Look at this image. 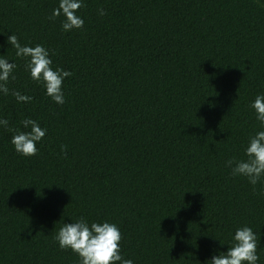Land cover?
<instances>
[{
    "label": "trees",
    "instance_id": "1",
    "mask_svg": "<svg viewBox=\"0 0 264 264\" xmlns=\"http://www.w3.org/2000/svg\"><path fill=\"white\" fill-rule=\"evenodd\" d=\"M96 1L65 32L63 15L49 19L56 0H0L10 93L33 98L0 92V264H80L54 239L80 217L116 224L133 264H210L248 226L264 264V182L226 166L264 131L250 107L264 95V0ZM12 34L72 73L62 105ZM24 119L47 129L32 157L11 143Z\"/></svg>",
    "mask_w": 264,
    "mask_h": 264
},
{
    "label": "clouds",
    "instance_id": "2",
    "mask_svg": "<svg viewBox=\"0 0 264 264\" xmlns=\"http://www.w3.org/2000/svg\"><path fill=\"white\" fill-rule=\"evenodd\" d=\"M85 5L82 0H60L59 7L54 9L50 20L63 15L62 30L65 32L81 29L84 20L77 12ZM101 16L106 15L104 9L99 10ZM8 43L15 49L16 57L26 60L25 68L30 72L32 80L42 83L46 95L57 104L65 102L62 90L63 81L72 75L71 72L61 68L52 67L49 50L42 44L34 47L21 45L17 35L8 37ZM17 65L9 59L0 56V92L4 95L11 94L18 102H31V96L22 95L19 91L8 87L10 80H15L13 75ZM255 110L256 119L264 127V95H257L250 105ZM0 125L7 127L8 120L0 119ZM22 125L30 131L9 129L13 131L11 143L15 151L24 157L38 154L37 143L46 135L47 129H42L36 120L24 119ZM67 146L61 151L66 155ZM246 159H230L226 166L231 168L232 176H242L248 183L255 186L264 182V131H259L249 138L245 148ZM62 250L71 249L80 258V264H133L131 259L121 255L120 241L122 234L116 224L110 222H89L80 217L72 223H64L54 236ZM232 244L226 252L213 256L210 264H257V254L260 237L251 227L242 226L236 229L232 237Z\"/></svg>",
    "mask_w": 264,
    "mask_h": 264
},
{
    "label": "rangeland",
    "instance_id": "3",
    "mask_svg": "<svg viewBox=\"0 0 264 264\" xmlns=\"http://www.w3.org/2000/svg\"><path fill=\"white\" fill-rule=\"evenodd\" d=\"M56 2L59 5L60 0H56ZM82 3L85 5V7H82L77 12V15H79L82 19L85 18L89 13L94 11L98 6L96 0H82Z\"/></svg>",
    "mask_w": 264,
    "mask_h": 264
}]
</instances>
